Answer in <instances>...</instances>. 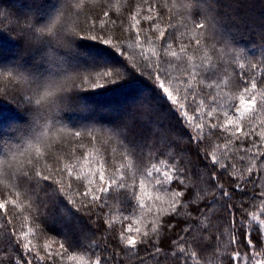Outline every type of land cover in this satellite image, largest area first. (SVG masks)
<instances>
[{
    "label": "trees",
    "instance_id": "1",
    "mask_svg": "<svg viewBox=\"0 0 264 264\" xmlns=\"http://www.w3.org/2000/svg\"><path fill=\"white\" fill-rule=\"evenodd\" d=\"M0 12V264L264 261L244 239L264 233V0ZM241 95L256 98L243 116Z\"/></svg>",
    "mask_w": 264,
    "mask_h": 264
},
{
    "label": "snow or ice",
    "instance_id": "2",
    "mask_svg": "<svg viewBox=\"0 0 264 264\" xmlns=\"http://www.w3.org/2000/svg\"><path fill=\"white\" fill-rule=\"evenodd\" d=\"M0 15H5V12H0ZM10 27L12 28V30H15V24H12L10 25ZM201 27H203L201 25ZM61 28H57L55 22H52V23H49L48 25L46 26H42V27H39V28H36L35 29V32L38 34L37 36L35 37H31V33L28 32L27 34L30 36V38H34V39H40L41 37H43L44 35H51L54 33V30H55V33ZM0 31H3V29H0ZM21 33H25L23 29H21ZM92 38L94 39H100L102 42H105V43H108L110 44V42L108 40H105V39H102L100 36H93ZM105 77H109L112 75V73L110 72H105L103 74ZM73 80L69 79V80H66L60 84H56V85H52V87L54 88H58L59 90L61 88H70L73 86ZM163 87V85H162ZM257 85L255 83L252 84V88H256ZM166 92H168V89L167 88H164ZM245 91H247V89H245ZM49 95H51V93H48ZM17 95H20L19 93H17ZM35 95L37 96V98L35 99L37 103H41V100L39 99V93H35ZM169 95L171 96V93H169ZM240 106H239V109L237 110L239 115L243 116L244 113H247V112H250L252 109H253V105L255 104V96H252L249 100H245V97L243 95L240 96ZM181 107H183V105H181ZM235 122L229 118L228 120V124L229 126H232ZM249 172H251V169H249ZM149 175H151V173H149ZM164 176L165 177H168L169 179H171V177L169 176V173L168 172H165L164 173ZM101 179H103V176H101ZM259 191V190H258ZM85 195H88V193H85ZM177 196H183L184 193H181V192H178L176 193ZM260 195L261 197H264V192H260ZM4 205L3 204H0V208H3ZM177 209V207L175 205H173V212H175ZM262 213H264V210H262ZM231 216V215H230ZM252 219L253 220H259L260 218L257 217L255 214H253L252 216ZM243 222L241 221L240 222V226ZM207 232V231H206ZM144 236L145 237H148L149 234L147 232L144 233ZM238 236V235H237ZM261 236H264V233H260V235L257 236L256 239H253L251 237V235L249 233H247L245 231L244 233V239L249 246H252L253 244H256V245H264V240L261 239ZM212 240H215V236L211 237ZM257 240H259V243H257ZM235 243H238L239 244V239L235 240L234 241ZM138 243H143V241H137V239L133 238V237H128L126 240H125V244L127 246H129L130 248L131 247H135ZM193 243H194V246L195 247H202V249H205L204 248V245L208 244V242H203L201 243L197 238H193ZM169 245H171V241H169ZM161 247H163V245H160ZM27 247V246H26ZM64 246L61 245V248H63ZM185 250L184 249H181L180 252H184ZM192 256H196L198 255L196 252H193L191 254ZM240 256V253H237V256L236 257H229L228 258V264H232V261L233 259H238ZM222 260L224 259L223 257L221 258ZM179 259H177L178 261ZM25 264H27V261H25ZM95 264H100V261L97 260L95 262ZM141 264H143V261H141ZM257 264H264V261H257Z\"/></svg>",
    "mask_w": 264,
    "mask_h": 264
}]
</instances>
